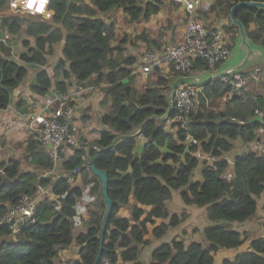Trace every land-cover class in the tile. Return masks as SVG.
Returning a JSON list of instances; mask_svg holds the SVG:
<instances>
[{
    "label": "trees",
    "instance_id": "obj_1",
    "mask_svg": "<svg viewBox=\"0 0 264 264\" xmlns=\"http://www.w3.org/2000/svg\"><path fill=\"white\" fill-rule=\"evenodd\" d=\"M238 1L251 0H217L211 12L217 18H228ZM160 5L161 0H50L49 9L54 14L49 19L41 15L0 16V110L13 102L14 92L29 77L30 67L39 70L29 86L38 96L52 91L67 95L73 78L79 86L85 82L93 87L102 85L105 94L101 103H109L111 108L101 116L104 129L95 140L96 145L90 148L95 166L108 173L109 196L114 201L102 259L115 264H144L139 257L141 247L150 243L147 236L160 238L183 222L182 216L171 213L166 205L173 191L180 190L185 204L206 207L211 224L203 234L208 245L198 241L187 244L174 237L153 250L150 264H213L219 249L237 248L244 242L243 234L232 224L253 216L258 208L257 198L264 194V154L253 150L239 154L231 172L225 157L234 148L233 140L255 142L258 130L264 127V121L249 122L256 110L264 114V68L257 71L262 92L249 89L223 107H213L227 91L221 79L200 85V104L191 111L189 123L190 134L200 146L186 143L184 131L166 130L168 119L174 116L172 111L167 119H160L169 107L173 77L159 74L154 85H148L144 92L138 91L134 86L137 74L130 68L136 58H123L122 49L112 46L115 21L100 16L122 8L132 21L148 20L160 10ZM5 6L9 10V0H0V7ZM236 17L252 43L264 48V9L242 6ZM24 28L34 42L24 38L19 59H11L12 46L2 37L1 29L17 35ZM224 28L228 33L238 32L235 24ZM142 38L153 42L147 34ZM57 50L61 56L50 74L46 68L49 56ZM204 69L205 62L198 60L192 72ZM243 73L252 78L250 72ZM25 104L22 100L19 108L26 111ZM140 137L146 142L139 154L136 149ZM199 150L215 160L204 161L202 180L193 181L201 162L194 153ZM73 151L62 161L63 174L54 175V179L39 176L35 170H23L21 162L14 158L0 162V218L22 195H35L39 185L50 187L55 195L39 202L35 224L23 225L17 232L9 224H0V264H61L56 260L59 250L72 243L80 246V258L72 264L94 263L107 205L100 179L84 165L87 147ZM27 153L36 169H53L54 161L33 136ZM77 169L82 172L85 185L95 182L93 191L98 196L86 231L78 232L74 224L75 206L83 187L70 180ZM223 264H264V238L253 240L251 251L225 259Z\"/></svg>",
    "mask_w": 264,
    "mask_h": 264
},
{
    "label": "crops",
    "instance_id": "obj_2",
    "mask_svg": "<svg viewBox=\"0 0 264 264\" xmlns=\"http://www.w3.org/2000/svg\"><path fill=\"white\" fill-rule=\"evenodd\" d=\"M88 1L89 0H87V2ZM145 1H148V0H145ZM208 1L210 2L207 8L210 5L214 6V3L217 0H208ZM207 8H206L205 13H201L202 10H199L198 12H194L191 14L190 12L187 11V9L184 6V3L182 2H178L177 0H161L160 10L157 13L151 15V17L148 20H144L143 18H141L138 21H132L131 17L122 8L110 10L107 13H102L100 16L107 20L110 19V20L115 21V39L112 41V46L114 48L118 47L122 49L121 55L123 58L133 57V58H138L139 60L141 55L148 50H152V51L159 50L160 51L169 43L182 41L184 39V35L187 29L188 17H190L191 15L203 21L208 26L221 29L227 36L228 32L225 30L224 25H227L229 23L233 24L231 21L228 22V18L230 16L228 18H223V19L217 18L216 13L211 12L212 8H209V9ZM49 12H50L49 18H51L54 14V11L50 10ZM143 34H147L150 37V39L153 40V42L148 43L145 39L142 38ZM238 42L239 41H237L236 44ZM253 45H254V48H258L263 51V54L261 56V62H258L249 68L244 67L241 71L250 72L252 74V78H250V88L249 89L253 91H257V92L258 91L262 92L260 77L257 74V71L264 68V61H263L264 48L254 43ZM117 52L118 51L114 52L115 56L117 55ZM60 56H61V52L57 50L55 52L54 59L56 58L59 59ZM136 63L131 66V69H132V73L137 74V77L135 78L134 86L140 92H144L148 85H154L157 79V76L159 74H163V75L170 74V76L173 77V80L171 83V86H172L173 82L179 76H192V75L203 76V74L206 73L205 69L201 70L200 72L199 71L192 72L194 70L193 69L192 71L186 74L175 73L174 71L170 70L169 66L163 65L160 68L153 70L149 74H143L140 71H138V69H136ZM222 66L220 67V70ZM29 70H30L29 77L24 81L22 86L19 89H17V91L14 92L13 102L9 105L7 109L0 110V140L1 142H5V145L3 146L10 145L11 142L13 141V137L16 134L20 133L22 129H24L23 126H17V124H20L25 119L28 120L29 113L45 106L46 104L50 102V99L52 98V92L54 91H52L51 94L49 93L46 96H38V95H35L30 90L29 86L34 81V78L39 70L36 69V70L31 71V68H29ZM255 75L257 77L256 79L253 77ZM258 80L259 82H257ZM71 81L73 85L70 87L67 96L71 97L73 99V102L75 103V109H74L75 110V120L77 124L79 125V128L82 129V131L84 130L90 131L94 129V127L92 126L93 124L90 125V123L94 121L92 116L95 115L98 121V132H97V135L95 136V140H97L99 138L100 131L104 129V126L100 123L101 115L108 112V111H105L104 113H100L102 108L106 106L101 103L104 98L105 93L99 94L95 86L94 87L93 86H90V87L82 86L80 89H77V87H79V84L76 83L75 80L73 82V79ZM253 82H254V85H253ZM86 83L87 82H85L84 84ZM222 98L223 97H221L220 100L217 101L216 106L213 105L214 108L223 107L227 104V102L223 101ZM22 100L26 101V104H25L27 108L26 111L22 109L23 107L19 108V104ZM90 116H91V119H89ZM82 119L86 120L85 124L80 123ZM170 122H171V125L168 126V123ZM28 127H29V124H28ZM166 130L171 133L176 132V127L171 120H168ZM237 140H241V139L238 138L236 140H233V142L235 143V141ZM241 141L244 142L243 140ZM145 142L146 140L144 138L142 137L139 138L137 142L138 146L136 149L137 153L140 154L142 152ZM94 144H96L95 141L92 143V145L94 146ZM246 144L247 146H235L234 144V148L225 154V157L228 159L230 166H231L229 169L230 172L232 170L233 162L236 156H238L239 154H242L243 152L247 150L255 151V148H256L254 146L255 142L246 143ZM0 148L2 149V146H0ZM4 159L6 158L1 156V151H0V160H1L0 162L8 161L9 159H12V157L8 158L7 160H4ZM14 159H17V158H14ZM202 160H205V159H202ZM198 168L199 166L197 167V169ZM60 175L62 174H59V176ZM192 179L193 181L202 180V175L199 178H196L195 176H193ZM173 197H174V192H173ZM257 201H258V208H257L256 213L253 216H251L244 222H241V223L236 222L232 224L235 230L243 234L244 242L237 248L220 250V251H225L224 252L225 257L222 259L223 262L225 259H234L237 254L251 251L252 241L258 238H264V194L258 197ZM169 202L170 200L166 202V205L170 211ZM182 205H184V207H188L187 213H188V219H190L192 217V213L195 211L196 208L192 205H187L185 203ZM199 209L203 214V218H202V224L198 226L197 234L198 236H202L204 228L210 225L211 221H209L207 218L206 207H199ZM157 222L160 223V220H158ZM172 229L176 230L177 228L174 227V228H171L170 230ZM81 231H86V229L84 228ZM176 234L178 233L176 232ZM176 234H174V236ZM152 237L153 236L149 238L150 242L153 240ZM193 240L197 241L195 237L189 240L185 239L184 241L188 244L192 242ZM170 241H167V242H170ZM198 242H202L206 246L208 245L207 240H202ZM160 245H158V247ZM142 250H145V251H142ZM142 250H141L142 252H141L140 260L144 264H150L153 250L149 252L145 246H143ZM71 251H74L78 255L75 261H71L72 259L69 256ZM79 252H80V246H78L77 243H72L70 246L63 248V249L61 248L59 250V256L61 257L60 260L62 263L65 262L67 264L68 263L67 261H70L71 262L70 264H72L76 262L77 260H79L80 258ZM145 253L147 254V256L145 259H143L142 254H145Z\"/></svg>",
    "mask_w": 264,
    "mask_h": 264
},
{
    "label": "built area",
    "instance_id": "obj_3",
    "mask_svg": "<svg viewBox=\"0 0 264 264\" xmlns=\"http://www.w3.org/2000/svg\"><path fill=\"white\" fill-rule=\"evenodd\" d=\"M177 1L184 3L185 8L191 14L206 9L210 2L208 0ZM49 2L50 0H9V10L19 15H41L49 18ZM230 54V42L226 34L221 29L208 26L191 15L188 17L187 29L182 41L169 43L160 51L144 52L136 63V69L143 74H149L166 65L175 73L186 74L196 67L198 60H202L206 64L205 71L210 74L218 72ZM221 80L227 87L222 98L225 102L235 96L244 95L250 88V78L242 71L229 73L221 77ZM202 89L200 85L188 81L179 83L172 105L174 116L168 119L173 122L176 130L185 132L186 143L198 146L200 143L190 134L189 123L191 111L200 104ZM74 109L75 103L71 97L52 92V98L48 104L28 114L29 128L35 134L36 139L45 146L44 149L54 164L60 160V152L65 142L69 139L74 140L78 135L79 125L75 120ZM258 114L264 115L262 111L256 110V115ZM254 146L256 147L255 152L264 154V127L258 130ZM194 154L199 159L215 160L210 154L203 153L201 150ZM86 164H88L87 161ZM78 172H80L79 169L74 170L75 174ZM46 196L55 197L50 187L42 185L38 186L35 195H22L19 202L11 206L6 215L0 218V224H9L14 232H17L23 225L35 224L38 204ZM82 196H84V191ZM79 201L78 199L75 206L74 224L78 216ZM99 264L115 263L110 259H101Z\"/></svg>",
    "mask_w": 264,
    "mask_h": 264
},
{
    "label": "rangeland",
    "instance_id": "obj_4",
    "mask_svg": "<svg viewBox=\"0 0 264 264\" xmlns=\"http://www.w3.org/2000/svg\"><path fill=\"white\" fill-rule=\"evenodd\" d=\"M215 3H214V5H215ZM212 6L213 5H210L207 9L212 8ZM205 12H206V9L201 11V13H205ZM12 14H15V13L10 12L8 10V6L0 7V16L5 17V16L12 15ZM22 16H24V15H22ZM228 22H230L229 18H228ZM230 33L231 34L228 33L227 36L229 37L231 56L222 64L223 66L221 65L222 66L221 70L241 62V60L243 59V56H244V52L239 47V42L236 44V42L239 41V32L233 31ZM1 35H2V37H4L6 39L7 44L12 46L10 57H11V59H14V60L19 59L21 51H23L22 41L24 38H30L31 42L32 43L34 42L33 38L29 37L26 34L25 28L17 35H9L5 30L1 29ZM234 38H236V39L234 40ZM54 56H55V53L51 54L49 56V63H48V66L46 67L48 69V71L50 72V74H53V68H54L55 64L59 61V59H57V58L54 59ZM137 60H138V58H136V61ZM263 61H264V57H263ZM258 62H261V58H259V59L258 58H252L247 63L248 65L246 67L247 68L252 67L254 64H256ZM260 64H262V63H260ZM30 68H31V71L36 70L33 67H30ZM208 75H210L209 72H206L205 74H203L202 77H207ZM73 79H75V78H73ZM257 82H259V80ZM253 85H254V82H253ZM85 86L90 87V86H92V84L91 85L86 84ZM81 87H82V85L77 87V89H80ZM95 88L98 90L99 94L104 93V88L101 85H95ZM216 105H217V102L214 104V106H216ZM110 108H111V106L108 103V104H106V106L104 108H102L100 113H104L105 111H109ZM92 117H93L94 121L91 122L90 125L93 124L92 126L94 127V129L90 130V131H86V130L82 131V129L79 128L78 135L75 136L74 140L69 139L63 145L64 148L60 152V160L54 164V167L52 170L36 169L35 165L31 162L30 157H28L27 144H28V142L32 136L35 139H36V137H35V134L28 127L29 121L27 119L23 120L20 124H17V126H23L24 129H22V131L20 133L16 134L13 137V141L11 142L10 145L3 146V145H5V142H1V140H0V146H2V149L0 148L1 156L6 158L4 160H7L10 157L17 158L21 162V165H22L21 168L23 170H35L39 176H42V177L43 176H48V177L52 176V178L54 179V175L63 174V172H64L63 168H62V159L63 158L65 160V158H68L69 156H71L74 152L73 150L76 148L87 147V150H89L91 148L90 146H92V143L95 141V136L97 135V132H98V121H97L95 115H93ZM89 119H91V116L89 117ZM80 123L85 124L86 120L82 119ZM169 125H171V122L168 123V126ZM4 141H5V139H4ZM234 144H235V146H247V144L245 142H242L241 140L235 141ZM43 147H45V146L43 145ZM200 161L201 162H200L199 168L198 169L196 168L197 170L194 173V176L196 178L201 177V169L205 165L204 161H207L209 163L213 162V160H211V159H205V160L201 159ZM84 165L87 166V168L89 167V164L85 163ZM70 180L73 183V185H81L83 187V191H84V196L79 198L80 201H79V205L77 207L78 216L75 219V227H76V231L78 232L84 228L87 229V221H89V219H90V210H92L93 206L97 202L98 196L93 191V187L95 186V182L93 181V182H90V183L85 185L81 171L78 172L77 174L74 173L71 176ZM173 192H174V197L169 202L170 212L171 213H178L180 216H182L183 222L179 226L176 227L177 228L176 230L172 229L160 238H155L153 236L152 237L153 240L148 245L145 246L149 252L152 251L154 248L158 247V245H160L164 242L170 241L172 239V237L173 238L179 237L183 240H185V239L189 240L193 237H195V239H197V241L206 240L204 238V234L202 236H198V234H197L198 226H200L202 224V218H203V214L200 211L199 207L196 205H192L196 209L192 213V217L190 219H188V213H187L188 207H184V205H182V204H184V202L181 198L180 190L179 191L174 190ZM134 201L135 200H133L132 203H134ZM125 214L130 215V207L128 210L125 211ZM176 232L178 234H176ZM174 234H176V235L174 236ZM151 236L152 235L149 234L147 236V238L149 239ZM193 241H196V240H193ZM1 242H2V238H0V244H1ZM142 248L143 247H141V250H142ZM222 249H228V248H221V249H219V251ZM142 251H145V250H142ZM219 251L217 253H215V255H214V263L213 264H223L222 259L225 257L224 256L225 251H220V252ZM145 254H142L143 259H145L147 256V254L146 255ZM69 256L72 259V260L70 259L71 261H75V259L77 258L78 255L74 251H71ZM139 258L141 259V253H140ZM60 259H61V257L58 256L56 260L61 264H65V262L62 263ZM67 262H68L67 264L71 263L70 261H67Z\"/></svg>",
    "mask_w": 264,
    "mask_h": 264
},
{
    "label": "water",
    "instance_id": "obj_5",
    "mask_svg": "<svg viewBox=\"0 0 264 264\" xmlns=\"http://www.w3.org/2000/svg\"><path fill=\"white\" fill-rule=\"evenodd\" d=\"M242 6L258 7V8L264 9V2H258V1H254V0L238 1L235 3V5L231 9L229 21H231L233 24H235L238 27L239 47L244 52V56H243V59L241 60V62H239L233 66H229L227 68L219 70L218 72L210 73V75H208L207 77L192 75V76H179L178 78H176V80L173 82V84L171 86V94L169 95V98H168L169 107H168L167 113L163 117H161L160 119H167L168 115L171 113L173 100H174L176 90H177L179 83H181L183 81H188V82H191L193 84L202 85V84L207 83V82H211L214 80L221 79V77H223L229 73L241 71L244 67H246V65H248L247 63L252 58H258V59L261 58L263 51L258 49V48H254L252 41L247 36V33H246V30H245L243 23L236 17V11ZM15 91H17V90H15ZM263 121H264V116L261 114H258V115H255L253 118H251L249 122L250 123H255V122L262 123ZM142 126H143V124H141V127ZM94 145H96V144H94ZM87 162H88L89 167L92 170L93 174L100 179V182L102 184V194H103L105 203L107 205V209H106V212H105V215L103 218L102 229H101L100 236H99V240H100L99 251H98V254H97V256L94 260V263H93V264H99L101 259H102V253L104 250L105 233L107 231L109 219H110V217L113 213V209H114V201L109 196V176H108V173L104 169H101V168H98L95 166V164L93 163V160L91 158V155H90V149L87 152Z\"/></svg>",
    "mask_w": 264,
    "mask_h": 264
},
{
    "label": "snow or ice",
    "instance_id": "obj_6",
    "mask_svg": "<svg viewBox=\"0 0 264 264\" xmlns=\"http://www.w3.org/2000/svg\"><path fill=\"white\" fill-rule=\"evenodd\" d=\"M29 7H31V5H29Z\"/></svg>",
    "mask_w": 264,
    "mask_h": 264
}]
</instances>
